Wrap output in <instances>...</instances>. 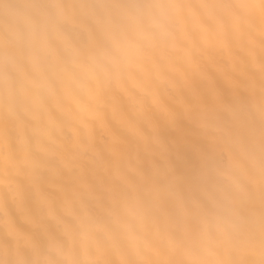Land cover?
Returning a JSON list of instances; mask_svg holds the SVG:
<instances>
[{"label":"snow or ice","instance_id":"6c2138e0","mask_svg":"<svg viewBox=\"0 0 264 264\" xmlns=\"http://www.w3.org/2000/svg\"><path fill=\"white\" fill-rule=\"evenodd\" d=\"M0 264H264V0H0Z\"/></svg>","mask_w":264,"mask_h":264}]
</instances>
